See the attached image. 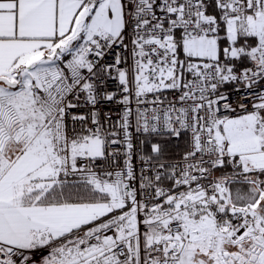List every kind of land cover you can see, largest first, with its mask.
<instances>
[{
  "label": "snow or ice",
  "instance_id": "snow-or-ice-1",
  "mask_svg": "<svg viewBox=\"0 0 264 264\" xmlns=\"http://www.w3.org/2000/svg\"><path fill=\"white\" fill-rule=\"evenodd\" d=\"M0 264H264V0H0Z\"/></svg>",
  "mask_w": 264,
  "mask_h": 264
}]
</instances>
